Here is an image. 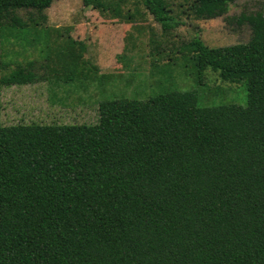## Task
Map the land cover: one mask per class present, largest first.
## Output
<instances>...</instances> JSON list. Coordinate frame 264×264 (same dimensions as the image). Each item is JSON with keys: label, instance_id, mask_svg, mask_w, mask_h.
<instances>
[{"label": "trees", "instance_id": "trees-1", "mask_svg": "<svg viewBox=\"0 0 264 264\" xmlns=\"http://www.w3.org/2000/svg\"><path fill=\"white\" fill-rule=\"evenodd\" d=\"M54 1L0 0L1 36L43 43L49 73L19 62L2 84L75 78L71 50L42 28ZM234 1L185 0L182 13L212 19ZM143 4L173 26L165 0ZM244 20L246 42L194 38L189 49L199 72L245 81V106H201L196 91L167 89L103 100L93 124H0V264H264V15Z\"/></svg>", "mask_w": 264, "mask_h": 264}, {"label": "rangeland", "instance_id": "rangeland-1", "mask_svg": "<svg viewBox=\"0 0 264 264\" xmlns=\"http://www.w3.org/2000/svg\"><path fill=\"white\" fill-rule=\"evenodd\" d=\"M165 1L173 24L167 29L145 9L144 0H110L108 10L85 6L83 0L54 1L45 10L47 20L42 28H49L51 44L71 50L64 51V66L76 76L67 83L60 81L58 87L39 78L27 84L0 82V124H93L103 100H145L167 89L194 90L201 106H245V81L223 80L209 67L199 72L189 44L194 38L208 46L246 42L251 27L237 19L257 11L264 15V0H236L225 15L212 19L182 13L185 0ZM16 14L28 18L26 10ZM37 45L28 46L14 37L5 39L0 31V79L17 63L28 60L34 61L36 75H48L43 59L47 48L41 50L43 43ZM83 73L88 78L79 80Z\"/></svg>", "mask_w": 264, "mask_h": 264}]
</instances>
